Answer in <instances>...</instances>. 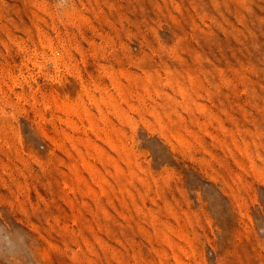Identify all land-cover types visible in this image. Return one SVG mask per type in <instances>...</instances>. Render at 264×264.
Returning a JSON list of instances; mask_svg holds the SVG:
<instances>
[{"label": "rangeland", "instance_id": "rangeland-1", "mask_svg": "<svg viewBox=\"0 0 264 264\" xmlns=\"http://www.w3.org/2000/svg\"><path fill=\"white\" fill-rule=\"evenodd\" d=\"M0 264H264V0H0Z\"/></svg>", "mask_w": 264, "mask_h": 264}]
</instances>
